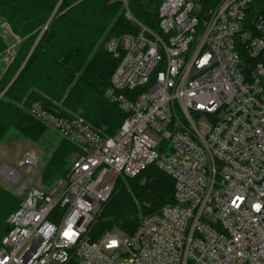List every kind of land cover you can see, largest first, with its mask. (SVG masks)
Instances as JSON below:
<instances>
[{"label": "built area", "instance_id": "obj_1", "mask_svg": "<svg viewBox=\"0 0 264 264\" xmlns=\"http://www.w3.org/2000/svg\"><path fill=\"white\" fill-rule=\"evenodd\" d=\"M251 1L202 10L162 0L155 30L122 0L135 29L105 42L119 58L105 95L126 117L105 136L79 115L32 104L30 115L78 151L48 186L34 150L0 165L21 198L0 264H264V20L247 14ZM150 164L172 178L173 202L124 238L91 239L117 176ZM23 172L31 176L17 189Z\"/></svg>", "mask_w": 264, "mask_h": 264}, {"label": "trees", "instance_id": "obj_2", "mask_svg": "<svg viewBox=\"0 0 264 264\" xmlns=\"http://www.w3.org/2000/svg\"><path fill=\"white\" fill-rule=\"evenodd\" d=\"M161 1L126 0V4L137 20L156 30ZM218 1L195 0L202 10ZM247 14L264 20V0H252ZM0 20L19 40L0 77V141L10 130L35 143L43 136L45 124L27 109L35 102L66 117L80 108L84 120L103 135L117 131L126 114L105 97V91L119 58L104 44L135 29L125 17L122 0H0ZM8 47L0 31V56ZM77 151L74 144L58 138L41 170V180L66 176L70 156ZM20 201V196L0 185V237L8 231L6 219ZM172 202L173 180L155 165L131 178L118 175L90 238L112 229L130 234L141 217ZM66 264L78 263L70 259Z\"/></svg>", "mask_w": 264, "mask_h": 264}, {"label": "rangeland", "instance_id": "obj_3", "mask_svg": "<svg viewBox=\"0 0 264 264\" xmlns=\"http://www.w3.org/2000/svg\"><path fill=\"white\" fill-rule=\"evenodd\" d=\"M55 9L53 10L52 13H54ZM0 31H1L3 38H5V40L9 43V47L0 56V77H1L7 65L9 64V62L12 60L14 56V48H15L14 46L16 45V43L19 42V40H18V37L15 34H13L9 30V28L5 25V23H3L1 20H0ZM105 94H106V91H105ZM57 103L58 105H60V102H57ZM30 107L27 108L28 112H29ZM54 113H57V109L54 111ZM81 113H82L81 109L78 108L75 112H73L72 115L73 116L79 115L81 118H83ZM56 115L59 118L62 117L58 114ZM45 126H46L45 133L36 143L30 142L29 140L24 139L22 136L18 135V133L15 130H10L6 134V136L0 141V165L2 163H6V164H10L14 166L17 164V162H20L22 160V156H24L26 152L34 150L39 155L38 164H37L39 174L38 173H35V174L37 175V178L41 180V170L44 164L46 163V161L48 160V158L50 157L54 144H56V142L58 141V138H62L55 129H53L52 127L46 124ZM74 155L75 154L71 155L70 159H72ZM22 175L23 176L20 182H18V184L16 185H13V187H16L17 189H22L23 185L26 184L27 179L31 176V173L26 174L23 172ZM58 179L59 178H56L53 181L45 182V183L41 180V183L43 182L45 186H48L49 184L53 183L54 181ZM42 184L39 183V185H42ZM0 185L6 189H8V185H9L7 182L4 181V178L1 175H0ZM111 231L117 232L119 237L124 238V235L121 233V230L112 229Z\"/></svg>", "mask_w": 264, "mask_h": 264}, {"label": "water", "instance_id": "obj_4", "mask_svg": "<svg viewBox=\"0 0 264 264\" xmlns=\"http://www.w3.org/2000/svg\"><path fill=\"white\" fill-rule=\"evenodd\" d=\"M45 27H46V25L44 26V28H45ZM15 76H16V75H15ZM15 76H14V77H15Z\"/></svg>", "mask_w": 264, "mask_h": 264}, {"label": "snow or ice", "instance_id": "obj_5", "mask_svg": "<svg viewBox=\"0 0 264 264\" xmlns=\"http://www.w3.org/2000/svg\"><path fill=\"white\" fill-rule=\"evenodd\" d=\"M257 207H259V206H257Z\"/></svg>", "mask_w": 264, "mask_h": 264}]
</instances>
